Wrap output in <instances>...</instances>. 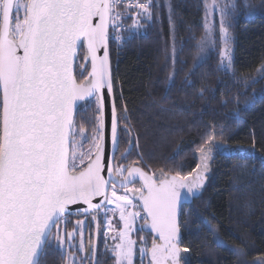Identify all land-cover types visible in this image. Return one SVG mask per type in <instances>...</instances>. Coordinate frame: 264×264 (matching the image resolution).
<instances>
[{
	"label": "snow or ice",
	"instance_id": "snow-or-ice-1",
	"mask_svg": "<svg viewBox=\"0 0 264 264\" xmlns=\"http://www.w3.org/2000/svg\"><path fill=\"white\" fill-rule=\"evenodd\" d=\"M123 2L0 0V264H41V257L48 254L53 244L63 253L65 244L74 239V232L65 236L59 225L73 211L91 216L98 226L101 211L106 217L109 211L119 212L123 227L119 230V243L111 249L115 264H133L136 241L130 233L141 213L144 227L158 237L150 248H140L142 258L150 256V264H185L181 253L189 249L179 246L180 200L182 195L195 197L204 184L213 153L224 146L216 141L215 125H205L203 142L197 150L200 163L192 173L169 175L161 169L158 175H150L141 166L140 158L131 164L123 163L133 147L139 149V141L132 143L130 121L118 114L114 102L110 141L106 140L104 90L109 95L113 93L109 28L120 32L122 14L117 9ZM134 6L140 10L132 18L134 28L141 26V16L148 21L153 19L152 0H138ZM127 7L131 9L133 5L129 3ZM229 7L234 13L235 0H205L204 35L199 41L201 52L206 44L210 50L215 49L214 15L218 12L219 42L223 45L220 63L224 68H230L233 62ZM245 7H249L246 0ZM169 25L174 33L171 15ZM131 38L134 33L115 37L124 42ZM80 48L86 49L85 63L80 64L81 76L87 70V62L91 64V71L83 80L77 79L75 68ZM172 53L175 64L174 40ZM202 62L204 57L198 56L192 71ZM258 71L264 73V65ZM174 77L175 71L169 80L174 82ZM92 98L96 100L95 124L85 150L88 137L83 125L77 129L75 114L79 102L87 104ZM124 111L127 112L126 107ZM122 131L129 141L118 159L115 153L120 148ZM137 178L140 186L129 188ZM117 186L124 189L123 194H118ZM96 198H100L98 202H94ZM136 200L139 205L134 203ZM74 205L86 207L73 209ZM137 207L139 211L130 210ZM76 223L83 228L87 220ZM108 230H115L111 220ZM140 239L144 241L145 237ZM78 250L87 251L82 240ZM96 254L93 246L91 255L94 258ZM64 259L66 264H76L75 253Z\"/></svg>",
	"mask_w": 264,
	"mask_h": 264
},
{
	"label": "trees",
	"instance_id": "trees-1",
	"mask_svg": "<svg viewBox=\"0 0 264 264\" xmlns=\"http://www.w3.org/2000/svg\"><path fill=\"white\" fill-rule=\"evenodd\" d=\"M246 2L249 7L235 0L234 13L227 9L230 68L221 66L218 37L214 50L207 44L200 50L203 0H152L153 19L141 16L139 28L132 18L140 10L122 8L127 28L121 37L134 38L116 45L109 32L114 104L130 121L133 144L139 141L128 163L140 158L144 170L192 173L200 163L205 125H215L216 141L224 146L213 153L201 193L181 205L185 264H264V73L258 71L264 65V0ZM198 56L204 62L192 71ZM82 109L76 124L94 130L96 108ZM128 141L122 131L117 158ZM100 246L98 239V251ZM64 263L55 244L41 257V264Z\"/></svg>",
	"mask_w": 264,
	"mask_h": 264
},
{
	"label": "rangeland",
	"instance_id": "rangeland-1",
	"mask_svg": "<svg viewBox=\"0 0 264 264\" xmlns=\"http://www.w3.org/2000/svg\"><path fill=\"white\" fill-rule=\"evenodd\" d=\"M205 0H203V3ZM209 3H211V0H208ZM205 12V9H204ZM16 13L14 12L13 16L15 18ZM22 18L23 13L21 12L19 14ZM219 13L216 12L214 15V24H215V34L216 37H218L219 41V27H220V18H219ZM14 23V20H13ZM205 23V21H204ZM218 32V34H217ZM220 43V42H219ZM221 44V43H220ZM223 45L221 44V47ZM232 47V44H231ZM81 55H83L82 52H80L79 60L76 62V76L78 80H83L84 77L87 76V71L83 73V76L80 75L81 69H80V64L81 63ZM83 58V57H82ZM88 106H94L96 108V100L93 99L90 101L88 104H83L82 110H86ZM81 126L80 123H77V129ZM86 130V135L88 137V140L84 143V149L87 150L91 143V137L93 135V129L89 130L88 128H85ZM200 161V157H199ZM210 163V161H209ZM171 175V174H169ZM188 175V174H186ZM205 175V181L203 186L199 189V191L196 193V195L200 194L203 188L205 187L208 175H209V168ZM118 194H123L124 189H117ZM110 194V193H109ZM195 195V196H196ZM190 198L182 195L181 200H180V206H179V213L181 211V205L185 202L188 201ZM135 204L139 205V201L136 200L134 201ZM107 207L112 208L114 205H108ZM132 211H139L140 208H132L130 209ZM179 217V214H178ZM85 219L87 220V223L81 228L80 226L77 225V220ZM108 220L112 221V227L115 230H108ZM98 223L92 221L91 216H84L83 214L80 213H73L72 215L66 216L64 218V221L60 223L59 227L61 231L65 234L68 232H74V239L66 243L64 246V251H63V256L67 257L70 255V253H75L76 256V264H80L82 257H86L84 259V264H92V255H91V249L93 247V234L95 230V226L98 227L97 231V257H96V264H97V259L98 256H100V260L98 261V264H115V257L111 251L112 248L115 247L117 243H119V230L123 227V222L120 221L119 219V212L116 211L113 213L112 211H109L107 213V217L105 216V213L101 211L98 216ZM134 231L130 233V237L132 240L136 241V244L133 248V264H150V256H144L142 258L140 248L141 247H147L150 248L153 239L155 238L154 234L149 231L147 227H144V219H143V214L141 213V217L138 218L134 224H133ZM151 230V229H150ZM107 231V235H105V232ZM81 232L83 235L81 236ZM56 234V227L53 229V236ZM115 237V239L113 238ZM141 237H145L144 241H141ZM98 239H100L101 246L98 251ZM81 240L84 243L85 249L87 250L86 253H80L79 252V246L81 243ZM158 240V239H157ZM69 244H71V247H69ZM179 246H180V234H179ZM181 247V246H180ZM182 248V247H181ZM183 249V248H182ZM181 255L184 257L185 260V253H181ZM66 264V260L65 263Z\"/></svg>",
	"mask_w": 264,
	"mask_h": 264
},
{
	"label": "water",
	"instance_id": "water-1",
	"mask_svg": "<svg viewBox=\"0 0 264 264\" xmlns=\"http://www.w3.org/2000/svg\"><path fill=\"white\" fill-rule=\"evenodd\" d=\"M81 49H84V48H80L79 49L78 55H79ZM84 50L86 51V49H84ZM21 54H22V52H21ZM99 55H101V56L103 55V50L102 49L100 50ZM109 61H110V58H109ZM83 63H85V61ZM87 67H88V72H90L91 71V64H90V62H87ZM110 72H111V77H112L111 63H110ZM83 73H84V71H83ZM87 75H88V73H87ZM104 99H105L104 120H105L106 140L110 141L111 115H112V107H113V102H114V94L112 93L111 95H109L108 92H107V89H105L104 90ZM81 103L82 102H79V105ZM79 105H78V107H79ZM107 154L109 156L111 155L110 142L108 143ZM104 176H105V179H108V175H107V172L106 171L104 173ZM130 185L131 184H129L128 187ZM110 186L111 185H109V189H110ZM117 188L118 189H123V188H120L119 186H117ZM99 199L100 198H96V200L94 202H98ZM84 207H86V206H84V205H74V206H72L73 209H76V208H84ZM73 213H76V212L73 211ZM54 227H53V229H54ZM93 240H94L93 241V246L97 250V226H95V230H94V234H93ZM96 257H97V254H96V256L94 258L92 257V264H96Z\"/></svg>",
	"mask_w": 264,
	"mask_h": 264
},
{
	"label": "built area",
	"instance_id": "built-area-1",
	"mask_svg": "<svg viewBox=\"0 0 264 264\" xmlns=\"http://www.w3.org/2000/svg\"><path fill=\"white\" fill-rule=\"evenodd\" d=\"M137 2H138V0H124V2L121 3V4L119 5V7H118L117 10L121 12V9H122V8H128L127 5H128L129 3H131V4L133 5V7H131V8H135V9H137V8L134 6ZM139 2L143 3L144 1L139 0ZM121 14H122V12H121ZM120 24H121V30H120L119 33L114 32V31L112 30L111 26H110V28H109V30H110V32H111V36H112V38H113V40H114V42H115L116 45H118V43H120L121 40H120V41H117V40L115 39V37L117 36V34H119V35L121 36V35H122V32H124V31L126 30V28H127V25H126L125 22H124V15H123V14H122V20L120 21Z\"/></svg>",
	"mask_w": 264,
	"mask_h": 264
},
{
	"label": "flooded vegetation",
	"instance_id": "flooded-vegetation-1",
	"mask_svg": "<svg viewBox=\"0 0 264 264\" xmlns=\"http://www.w3.org/2000/svg\"><path fill=\"white\" fill-rule=\"evenodd\" d=\"M81 50L83 51V52H82V53H83V56H81V57H83L82 60H83V62H84L85 50H84V49H81ZM81 50H80V52H81ZM79 56H80V53H79ZM78 60H79V59H78ZM78 60H77V61H78ZM77 61H76V62H77ZM75 68H76V64H75ZM86 71H87V73H88V67H87V70H86ZM84 72H85V71H84ZM93 99H95V98H93ZM93 99H91L90 101H92ZM83 104H84V102H82V104H80L79 107H80L81 105H83ZM79 107H78V108H79ZM127 146H128V144H127ZM118 159H119V157H118ZM123 163L126 164V165H127V164H131V163H128V162H127V159H126L125 161H123ZM145 171L148 172L150 175H151L152 173H154V172H151L150 170H145ZM156 174L158 175L159 173H156ZM117 179H118V178H117ZM140 183H141L140 180L137 178V179L134 181V184H131V185L129 186V188H131V187H133V186H135V187H139V186H140ZM110 189H111V186H110ZM117 189H118V188H117ZM142 214H143V213H142ZM148 229H149V231L151 232L150 228H148ZM154 236H155V235H154ZM155 238L158 239V237H156V236H155Z\"/></svg>",
	"mask_w": 264,
	"mask_h": 264
}]
</instances>
